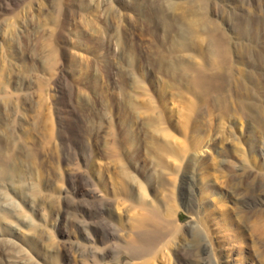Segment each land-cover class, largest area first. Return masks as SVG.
<instances>
[{
	"label": "rangeland",
	"instance_id": "obj_1",
	"mask_svg": "<svg viewBox=\"0 0 264 264\" xmlns=\"http://www.w3.org/2000/svg\"><path fill=\"white\" fill-rule=\"evenodd\" d=\"M143 197L148 264H264V0H0V264H140Z\"/></svg>",
	"mask_w": 264,
	"mask_h": 264
},
{
	"label": "bare ground",
	"instance_id": "obj_2",
	"mask_svg": "<svg viewBox=\"0 0 264 264\" xmlns=\"http://www.w3.org/2000/svg\"><path fill=\"white\" fill-rule=\"evenodd\" d=\"M200 23H202L201 20L199 21V24ZM206 24H208V23L206 22ZM197 26H198V24H197ZM203 27H204V24H203ZM194 28H195V25L193 24L191 26V29H194ZM201 28H202V26H201ZM196 31H197V28H196ZM198 31L196 33H198ZM204 31H206V30H204ZM210 33H208V34H210ZM211 34L207 36L208 38H206V39H208V41H207L208 51L207 52L209 54V57L211 58L210 60H212V63L218 64L220 56H222V57H223V55H224V57L225 56L227 57V55L229 56V52H228L229 50L223 48L224 46L223 47L220 46L217 43V40H215V37ZM194 37H195V35H194ZM207 52H204V53H206V55H207ZM197 54L198 53H196V56H198ZM194 56L195 55H193L192 57H194ZM201 56L203 58V54ZM198 58H200V56ZM205 60L207 61V59H205ZM205 60H201L202 63L205 62ZM207 66L208 65H206V67H205V65L203 66L201 64H198V62H197V64L190 70V72H191L190 75L192 74V76H191L192 86L191 87L193 88L194 95H195V97L197 96V99H198V97L202 98L203 97L202 95H205V96L207 95V94H203V93H205V91L209 87V86L207 87V84H208V82L211 81V78H212L211 77L210 81H209V75L207 73H209L210 71L212 72V70L207 69ZM226 66L227 65H225V67ZM210 67H211V65H210ZM213 72H212V74H213ZM215 72H217V71H215ZM205 74H207V76H208L207 78H206ZM184 75H185V73H184ZM215 76H217V75H214V77ZM186 77H188V75H186ZM213 82L211 81V83H209V84H212ZM216 82H217V80H216ZM213 87H214V85H213ZM213 89H215V87ZM217 89L218 88H216L215 90L216 91L220 90V89H218V90ZM212 91H214V90H212ZM210 93H211V91H210ZM168 137H166V138L168 139ZM142 190H143V188H142ZM144 199L138 205H133V207H137L136 211H138V213L131 216L128 223H127V234H126L127 238L125 237L126 240H125V245H124V250H125L126 254L130 257V259L135 260L136 262H140V264H148V262L150 263V260L156 259L158 257V255L162 252V250L169 245L170 240L172 238V233H173L172 226L169 225V223L163 219L164 216L163 217L161 216L160 209L158 208V206H156L154 203H148V202H146V199L145 200ZM167 211L171 213L173 211V208L169 207V209H167ZM192 237H193L192 244L188 247V252H189L190 256L195 255V253H197V252H200L203 254L210 252V247L212 246V242L209 239V236L206 234L205 230H203L201 227H198ZM94 241H95V239H94Z\"/></svg>",
	"mask_w": 264,
	"mask_h": 264
}]
</instances>
